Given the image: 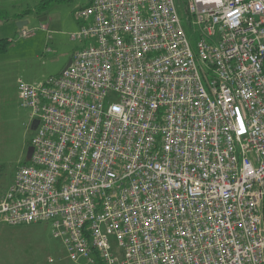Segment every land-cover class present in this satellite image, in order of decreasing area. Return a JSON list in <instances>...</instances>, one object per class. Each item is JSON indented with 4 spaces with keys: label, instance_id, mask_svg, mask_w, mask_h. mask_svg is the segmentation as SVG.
I'll return each mask as SVG.
<instances>
[{
    "label": "built area",
    "instance_id": "2783aa9c",
    "mask_svg": "<svg viewBox=\"0 0 264 264\" xmlns=\"http://www.w3.org/2000/svg\"><path fill=\"white\" fill-rule=\"evenodd\" d=\"M91 0L70 66L18 97L37 128L0 225L84 264H264V0ZM29 34L22 31V36Z\"/></svg>",
    "mask_w": 264,
    "mask_h": 264
},
{
    "label": "rangeland",
    "instance_id": "374dc122",
    "mask_svg": "<svg viewBox=\"0 0 264 264\" xmlns=\"http://www.w3.org/2000/svg\"><path fill=\"white\" fill-rule=\"evenodd\" d=\"M91 0H0V198L24 165L34 132L30 110L21 106L18 81L37 84L58 76L75 52L72 42L79 29L75 13ZM191 48L198 35L188 26L186 0H175ZM27 16L28 24L16 27L13 17ZM9 18V19H7ZM22 31L28 36H22ZM0 264H84L71 262L49 223L8 227L0 225Z\"/></svg>",
    "mask_w": 264,
    "mask_h": 264
},
{
    "label": "water",
    "instance_id": "95a60500",
    "mask_svg": "<svg viewBox=\"0 0 264 264\" xmlns=\"http://www.w3.org/2000/svg\"><path fill=\"white\" fill-rule=\"evenodd\" d=\"M27 24H28V21H17L16 22V27L18 29H22ZM70 64H71V60L68 61V63L64 67L63 71H65L70 66ZM37 125H38V122L36 120L32 121V123L30 125V130L34 132L36 130V128H37ZM31 152H32V149L29 147L28 152H27L26 161H28L30 159Z\"/></svg>",
    "mask_w": 264,
    "mask_h": 264
},
{
    "label": "trees",
    "instance_id": "16d2710c",
    "mask_svg": "<svg viewBox=\"0 0 264 264\" xmlns=\"http://www.w3.org/2000/svg\"><path fill=\"white\" fill-rule=\"evenodd\" d=\"M4 14H5L4 12L0 11V16H2ZM21 17L19 15H16L12 19H13L14 22H17V21H20ZM7 19H9V18H7Z\"/></svg>",
    "mask_w": 264,
    "mask_h": 264
},
{
    "label": "crops",
    "instance_id": "0c3cea01",
    "mask_svg": "<svg viewBox=\"0 0 264 264\" xmlns=\"http://www.w3.org/2000/svg\"><path fill=\"white\" fill-rule=\"evenodd\" d=\"M26 17L27 16H22L21 19H20V21H26V19H27Z\"/></svg>",
    "mask_w": 264,
    "mask_h": 264
},
{
    "label": "flooded vegetation",
    "instance_id": "af4514ba",
    "mask_svg": "<svg viewBox=\"0 0 264 264\" xmlns=\"http://www.w3.org/2000/svg\"><path fill=\"white\" fill-rule=\"evenodd\" d=\"M30 125H31V123H30Z\"/></svg>",
    "mask_w": 264,
    "mask_h": 264
}]
</instances>
